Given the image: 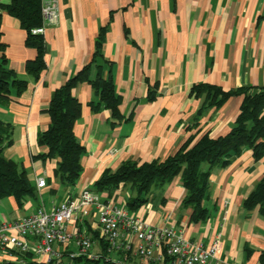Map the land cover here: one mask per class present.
<instances>
[{"label":"crops","instance_id":"0c3cea01","mask_svg":"<svg viewBox=\"0 0 264 264\" xmlns=\"http://www.w3.org/2000/svg\"><path fill=\"white\" fill-rule=\"evenodd\" d=\"M58 13L57 22L44 28L45 69L37 78L25 70L36 55L25 43V30L16 17L2 14L7 66L27 82L21 93L13 88L9 101L0 105V119L11 127V143L3 154L25 170L35 195L21 205L12 196L1 199L0 222L28 215L41 204L49 208L84 187L93 188L104 170L125 161L163 160L206 133L212 138L225 135L238 115L241 95L197 115L202 97L190 93L194 84L209 83L225 91L249 87L255 92L264 87V0H58ZM99 33L101 53L109 61L101 63V74L113 80L122 120L113 123L103 105L91 109L89 103L98 96L90 83L74 88L81 114L73 133L84 152L82 172L67 186L54 174L56 158L36 157L46 152L38 138L50 123L47 107L53 91L91 61ZM96 72L93 66L91 76ZM263 173L264 156L254 160L250 148L227 166H212L203 202L209 214L202 221L192 222L191 207L182 204L186 189L180 176L154 186L145 203L128 211L148 224L171 225L199 243L220 236L219 264H260L264 216L258 206L246 210L242 203ZM38 177L45 179V187H36ZM96 194L104 202L126 207L134 193L121 182ZM96 223V213L84 221L92 237L90 251L101 259H78L76 264H162L138 256L134 237L131 248L110 249ZM68 230L72 232L73 226ZM63 248L76 249L72 238ZM32 261L36 260L31 254L25 256L26 264ZM0 264L21 263L17 253L0 249Z\"/></svg>","mask_w":264,"mask_h":264},{"label":"trees","instance_id":"16d2710c","mask_svg":"<svg viewBox=\"0 0 264 264\" xmlns=\"http://www.w3.org/2000/svg\"><path fill=\"white\" fill-rule=\"evenodd\" d=\"M3 11L20 21L26 32V45L36 51L35 57L25 64L26 72L37 78L45 69L43 34L32 32L42 25L41 0H10L8 4L0 0V105L9 101L13 88L18 94L27 86V82L7 66L5 44L1 40ZM101 35L99 33L97 48L91 61L53 91L47 107L50 123L38 138V143L46 147V152L36 157L56 158L54 174L67 186L73 185L79 178L82 172L80 157L84 152L73 133V126L81 114V103L73 95L74 88L82 82L90 83L98 96L97 101L89 103L91 109L96 110L103 105L109 110L113 123L122 120L120 100L115 93L113 80L110 75L104 77L101 74V63L109 62L101 53ZM93 66L97 68V72L91 76ZM190 93L202 97L197 115H201L209 107H220L231 96L241 95L239 112L231 129L216 138L206 133L192 146L185 142L163 160L142 163L128 160L114 170L106 169L93 184L95 192L110 191L123 182L134 193L126 204L127 210H132L147 201L154 186L164 185L175 176H180L186 189L182 204L192 209L190 220L197 222L208 217L209 211L203 202L208 196L211 167L227 166L244 148L251 149L254 160L264 156V87L255 92H250L249 87L225 91L217 85L198 83L191 87ZM10 130V125L0 119V200L12 196L21 205L25 198L35 195V187L28 180L25 170L3 154L4 148L11 143ZM203 165H207L206 169ZM242 205L246 210L258 206L260 214L264 216V173ZM26 255L28 254L21 255L24 261ZM259 263L264 264V250L260 253ZM29 264L54 263L32 261Z\"/></svg>","mask_w":264,"mask_h":264},{"label":"built area","instance_id":"2783aa9c","mask_svg":"<svg viewBox=\"0 0 264 264\" xmlns=\"http://www.w3.org/2000/svg\"><path fill=\"white\" fill-rule=\"evenodd\" d=\"M58 14V0H41L42 25L32 32L43 34L47 25L57 22ZM45 185L43 177L36 179L37 188ZM95 213L96 228L107 239L110 249L120 246L129 249L134 237L138 256L162 264L222 263L217 256L220 236L203 244L185 237L182 230L171 225L148 224L126 207L102 201L90 187L82 188L78 194H66L49 208L41 204L28 215L0 222V249L17 253L21 264L25 263L21 257L25 254H31L37 262L54 264H76L77 259L99 260L101 255L90 251L92 237L84 224L85 218ZM69 225L73 226L72 232ZM70 238L76 249H61Z\"/></svg>","mask_w":264,"mask_h":264}]
</instances>
